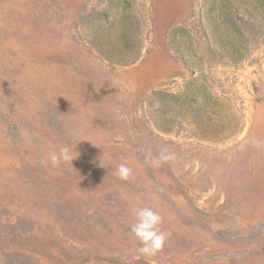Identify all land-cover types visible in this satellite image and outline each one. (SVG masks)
<instances>
[{
  "label": "rangeland",
  "instance_id": "374dc122",
  "mask_svg": "<svg viewBox=\"0 0 264 264\" xmlns=\"http://www.w3.org/2000/svg\"><path fill=\"white\" fill-rule=\"evenodd\" d=\"M0 264H264V0H0Z\"/></svg>",
  "mask_w": 264,
  "mask_h": 264
},
{
  "label": "clouds",
  "instance_id": "9594fccd",
  "mask_svg": "<svg viewBox=\"0 0 264 264\" xmlns=\"http://www.w3.org/2000/svg\"><path fill=\"white\" fill-rule=\"evenodd\" d=\"M158 159H153L152 163L159 166L161 161L167 160L169 157L163 153ZM148 156L151 155L149 152ZM73 160L70 156V148L68 146L61 147L58 153L50 156V162L53 166L63 161ZM115 176L120 180H128L132 175V169L124 163L117 165ZM135 221L130 225V232L134 240L138 243L135 253L138 257L152 258L160 252L168 238V233L161 230L162 217L151 207H142L133 209Z\"/></svg>",
  "mask_w": 264,
  "mask_h": 264
}]
</instances>
